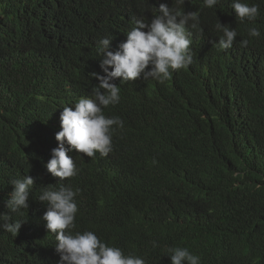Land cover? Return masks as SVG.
<instances>
[{
	"label": "trees",
	"instance_id": "16d2710c",
	"mask_svg": "<svg viewBox=\"0 0 264 264\" xmlns=\"http://www.w3.org/2000/svg\"><path fill=\"white\" fill-rule=\"evenodd\" d=\"M154 2L0 0V214L26 221L17 248V234L0 229V264L59 259L52 233L26 209L6 207L10 180L52 152L61 103L92 95V73L104 74L98 42L121 43L137 14H158ZM243 2L259 6L256 21L236 19L232 0L213 8L173 0L199 15L198 28L188 27L193 62L163 83L114 81L120 101L104 113L124 126L113 133V151L93 160L103 170L71 180L81 205L73 232L91 229L146 264H172L173 247L200 264H264V0ZM219 21L237 32L226 50L214 45ZM251 27L261 36L249 37Z\"/></svg>",
	"mask_w": 264,
	"mask_h": 264
},
{
	"label": "clouds",
	"instance_id": "9594fccd",
	"mask_svg": "<svg viewBox=\"0 0 264 264\" xmlns=\"http://www.w3.org/2000/svg\"><path fill=\"white\" fill-rule=\"evenodd\" d=\"M185 2L174 0L177 6ZM174 3L173 0H155L158 14L152 19L137 14L134 25L121 39L115 40L121 43L112 44L113 39L108 37L98 42L104 74L92 73L98 82L92 95L82 94L61 103L49 129L53 137L52 152L44 151L34 170L10 180L13 190L5 201L10 212L26 209V217L34 218L44 233L55 236L60 257L49 264H146L144 258L129 254L123 246L101 238L91 229L73 232L81 205L77 199L79 189L74 190L71 180L78 173L92 176L103 170L93 160L107 157L113 151V133L124 126L119 116L109 117L104 113L105 108L120 101V87L115 80L125 83L155 79L163 83L172 71L187 69L192 64L188 27L198 28L199 15L184 12L174 7ZM217 3L218 0H203L206 8H213ZM231 7L240 22H254L260 15L258 5L243 0H232ZM215 29L222 35L214 45L220 50L231 48L237 37L236 30L220 21ZM248 36L258 38L261 32L251 27ZM240 43L246 47L249 40L243 39ZM0 221H3L0 229L13 235L19 233L26 222H13L7 213L0 214ZM17 237L18 234L15 248L23 245ZM168 252L172 264H200V257L185 247L169 248ZM22 259H27L25 250Z\"/></svg>",
	"mask_w": 264,
	"mask_h": 264
}]
</instances>
